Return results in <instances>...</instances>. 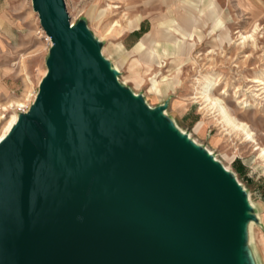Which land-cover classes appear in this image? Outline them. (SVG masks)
Here are the masks:
<instances>
[{
    "label": "water",
    "instance_id": "1",
    "mask_svg": "<svg viewBox=\"0 0 264 264\" xmlns=\"http://www.w3.org/2000/svg\"><path fill=\"white\" fill-rule=\"evenodd\" d=\"M30 4L49 45L0 138V264H260L235 173L118 80L63 0Z\"/></svg>",
    "mask_w": 264,
    "mask_h": 264
},
{
    "label": "rangeland",
    "instance_id": "2",
    "mask_svg": "<svg viewBox=\"0 0 264 264\" xmlns=\"http://www.w3.org/2000/svg\"><path fill=\"white\" fill-rule=\"evenodd\" d=\"M211 2L216 8L213 18L206 15ZM63 3L71 24L84 18L87 28L102 42L100 52L118 70L121 83L143 94L151 106L167 100L165 111L176 124L235 173L257 209L262 226L254 224L252 232L259 233L264 226V162L242 134L226 129L214 109L206 108L208 102L200 91L213 82L212 96L246 123L264 148V0ZM189 16L197 20L192 27L187 24ZM129 21L137 23L136 27L127 28ZM178 24L192 34V39L177 32ZM141 27L144 32L137 34ZM166 32L184 42L182 56L162 49ZM147 33V40L141 44L146 49L138 55L140 46L133 47ZM156 39L160 42L154 43ZM47 42L30 0H0V117L7 115V110L15 112L17 106H9L16 100L26 105L32 100L45 70ZM190 43L195 47L189 51ZM163 78H176L175 87L155 92L152 82Z\"/></svg>",
    "mask_w": 264,
    "mask_h": 264
},
{
    "label": "bare ground",
    "instance_id": "3",
    "mask_svg": "<svg viewBox=\"0 0 264 264\" xmlns=\"http://www.w3.org/2000/svg\"><path fill=\"white\" fill-rule=\"evenodd\" d=\"M108 7H111L110 5ZM177 26V25H176ZM135 27V22L129 21L127 23V28L133 29ZM190 36V35H189ZM164 38V48H162L164 51H171L172 55H176L178 57L183 55V52L178 51L176 48L178 45L177 39H172L171 34L167 33L162 36ZM251 37V36H249ZM242 39L248 38V36L241 35ZM240 38V39H241ZM48 40V37H47ZM49 41V40H48ZM157 39L154 40V43H159ZM151 50L157 51L156 47H151ZM155 57H157V54L152 57V60L154 62ZM157 64V63H156ZM150 64L149 66H151ZM148 70V69H147ZM176 78H173L171 81H168L167 79H161L159 81H153L151 88L155 92H161L166 91L167 89H173L175 87L174 81ZM257 80V79H256ZM179 84V81L176 83V86ZM213 87V82L207 83L205 86L201 88L200 94L203 98L204 102H208L205 104L206 108L214 109L213 112H215L218 115L219 121L222 123L223 126H226V129H229L230 131H234L235 133H240L244 136L245 141L250 142L251 145L254 147V149L258 150V157L262 159L264 162V148L259 146L257 143V140L255 138V135L253 134L250 127L238 120L235 116L229 113V111L226 109V107L222 104V102L213 97L211 94V88ZM17 106L18 107H24L27 106L24 102H21V100H16L12 103L9 107ZM7 110V108H4ZM16 118V113L13 110H7V115L0 117V138L5 134V132L8 130L12 122Z\"/></svg>",
    "mask_w": 264,
    "mask_h": 264
},
{
    "label": "crops",
    "instance_id": "4",
    "mask_svg": "<svg viewBox=\"0 0 264 264\" xmlns=\"http://www.w3.org/2000/svg\"><path fill=\"white\" fill-rule=\"evenodd\" d=\"M189 2H192L193 4L195 3H200L201 0H188ZM216 13V8H215V4H213L212 2L209 4L208 9L206 11V15L209 18H213L214 14ZM218 20V19H216ZM219 21V20H218ZM197 23V20H193L192 17L189 16V20L187 21V24L192 27V24ZM137 23H135V27H136ZM177 27V32L179 34H181L183 36V38L185 37H189L190 39H192V34L189 33L185 28L181 27L179 24L176 26ZM149 35V33L145 34L140 41H138V43L133 47L134 49H137L140 46V50L137 53L138 55H142L146 49L145 45H141L143 44L147 39V36ZM190 35V36H189ZM195 47L194 43H190L188 44V50H192V48ZM178 49V51L180 52H184L186 49V46L184 44V42H181L178 40V45L176 47ZM253 240L255 243V248H256V252L258 254L259 260H260V264H264V226L262 227L261 231L259 233L254 234L253 233Z\"/></svg>",
    "mask_w": 264,
    "mask_h": 264
},
{
    "label": "built area",
    "instance_id": "5",
    "mask_svg": "<svg viewBox=\"0 0 264 264\" xmlns=\"http://www.w3.org/2000/svg\"><path fill=\"white\" fill-rule=\"evenodd\" d=\"M47 43L49 44V42H47ZM27 106H28V105H27ZM27 106L16 108V109H15V113L25 111L26 108H27Z\"/></svg>",
    "mask_w": 264,
    "mask_h": 264
},
{
    "label": "trees",
    "instance_id": "6",
    "mask_svg": "<svg viewBox=\"0 0 264 264\" xmlns=\"http://www.w3.org/2000/svg\"><path fill=\"white\" fill-rule=\"evenodd\" d=\"M144 32V30H143V28L141 27L140 29H139V31L137 32V34H141V33H143Z\"/></svg>",
    "mask_w": 264,
    "mask_h": 264
}]
</instances>
